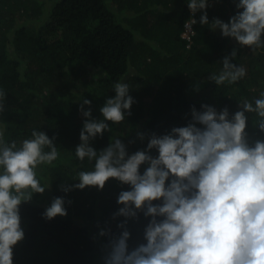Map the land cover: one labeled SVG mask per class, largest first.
Listing matches in <instances>:
<instances>
[{"label": "trees", "instance_id": "obj_1", "mask_svg": "<svg viewBox=\"0 0 264 264\" xmlns=\"http://www.w3.org/2000/svg\"><path fill=\"white\" fill-rule=\"evenodd\" d=\"M187 2L0 0V92L4 93L0 130L5 141L15 140L18 148L31 139L33 130L43 131L54 137L59 153L52 164L36 169L40 182L50 187L20 205L25 236L13 247V264H103L102 245L108 238L99 237V229L120 231L116 225L124 218L113 220L112 213L121 207L117 196L128 185L110 178L103 190L95 186L68 193L60 190L61 185L78 183L77 173L94 165L75 156L86 119L79 110L84 99L91 101L84 105V110L91 108V118L102 119L100 108L115 95V84L129 85L135 100L131 115L120 124L105 121L112 131L91 140L90 146L100 150L117 137L132 153L147 144V138H137L138 131L162 135L185 126L191 107L200 110L201 104L211 105L214 93L222 101L215 108L227 107L230 117L241 110L240 103L254 102L264 93V47L240 46L219 29L201 25L199 11L194 32L190 39L184 38V25L191 19ZM237 2L208 0L209 22L213 18L228 22L242 11L236 9ZM233 48L237 55L230 62L246 67L247 75L216 85L208 77L215 69V74L220 73L223 58ZM245 115L249 142L264 140V133L253 126L256 114ZM130 140L135 142L129 144ZM151 154L157 155L155 150ZM60 196L65 198L67 215L45 219L42 213ZM146 223L142 213L137 221L129 220L130 245L140 240Z\"/></svg>", "mask_w": 264, "mask_h": 264}, {"label": "clouds", "instance_id": "obj_2", "mask_svg": "<svg viewBox=\"0 0 264 264\" xmlns=\"http://www.w3.org/2000/svg\"><path fill=\"white\" fill-rule=\"evenodd\" d=\"M187 7L191 12L187 29L197 23L199 11L201 25L219 29L240 46L264 47V0H238L235 7L242 11L228 22L219 18L209 22L208 0H188ZM236 55L233 48L223 58L220 73L208 79L216 85L241 79L245 69L230 62ZM129 90L127 83L115 84V95L100 108L102 119L91 118V108L84 110L91 101L83 100L79 110L86 119L75 156L94 165L77 173L78 183L60 187L65 193L86 186L103 190L110 178L129 186L119 192L116 203L121 207L112 213L113 220L124 218L116 225L119 233L108 227L97 233L108 238L102 245L103 264H264V140L249 142L245 115L255 113L253 126L264 133V93L254 102L240 103L241 110L231 117L227 107L217 111L205 103L200 110L191 107L185 126L162 135L138 131L140 141L147 138L143 150L129 153L117 137L96 150L90 141L112 131L105 121L120 124L131 115L135 100ZM58 156L54 137L43 131L33 130L31 139L18 148L15 140L6 142L0 130V264H13V247L24 239L21 203L50 187L37 178V167L52 164ZM65 202L63 196L54 197L42 216L47 220L66 216ZM141 213L147 223L140 240L130 245L128 222L137 221Z\"/></svg>", "mask_w": 264, "mask_h": 264}, {"label": "rangeland", "instance_id": "obj_3", "mask_svg": "<svg viewBox=\"0 0 264 264\" xmlns=\"http://www.w3.org/2000/svg\"><path fill=\"white\" fill-rule=\"evenodd\" d=\"M244 69H245V75H247V68L244 67L243 65H241ZM217 72V70L215 69V71H213V74H215ZM235 87V85H233L232 89ZM254 86L252 85L251 88H253ZM231 90V89H230ZM210 101H211V105L214 106V107H219L220 106V103L222 102L220 97H218L217 94H213L210 98Z\"/></svg>", "mask_w": 264, "mask_h": 264}, {"label": "built area", "instance_id": "obj_4", "mask_svg": "<svg viewBox=\"0 0 264 264\" xmlns=\"http://www.w3.org/2000/svg\"><path fill=\"white\" fill-rule=\"evenodd\" d=\"M189 21H190V20L186 21L185 24H187ZM193 32H194L193 28H192V30H189V29H187V28L185 27V25H184V30H183V32H182V36H183L184 38H186V39H190V36L192 35Z\"/></svg>", "mask_w": 264, "mask_h": 264}]
</instances>
